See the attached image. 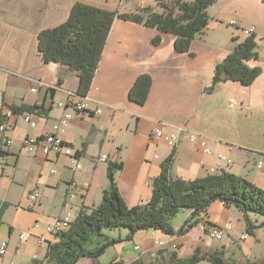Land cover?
Returning a JSON list of instances; mask_svg holds the SVG:
<instances>
[{
  "label": "crops",
  "instance_id": "1",
  "mask_svg": "<svg viewBox=\"0 0 264 264\" xmlns=\"http://www.w3.org/2000/svg\"><path fill=\"white\" fill-rule=\"evenodd\" d=\"M170 1L0 0V118L8 106L43 109L42 114L32 116L34 128L23 121V114L11 111L7 119L6 136L12 144L0 147V243L6 242L7 250L0 264H52L46 260L47 250L56 237L45 233V227L58 217H76L97 208L109 183V162L122 164L114 177L128 207L142 206L151 199L152 184L169 157L173 180L191 182L229 173L264 190V0H216L207 9V29L182 52L175 50L176 38L170 33L144 22L115 18L84 97L76 92L77 73L41 60L38 33L65 22L75 2L138 14L144 20L151 12L161 13L159 4ZM231 20L236 23L234 28L229 25ZM221 25L230 30H220ZM251 26L255 27L256 56L245 60V65L257 68L255 79L250 84L231 79L214 83L217 66L246 38L241 29ZM144 75L149 76L151 86L139 104L129 93L136 79ZM80 99L88 101L89 112L74 115L60 133L76 150L80 170L73 169L71 159L61 155L45 157L39 151L31 155L23 151L26 135L39 137L52 131L63 114L59 102ZM95 109H100V114H94ZM155 129L176 134L175 148L157 139ZM191 134L205 139L212 153L204 154L199 143L189 142ZM103 154L109 161L99 160ZM219 154L228 157L231 165L218 159ZM23 160L30 162V171L28 180L26 176L20 181ZM33 190L40 193L35 204L27 197ZM179 213L182 216L171 222L173 235L158 230L134 234L132 240L143 250L130 264H170L171 254L186 259L195 251L205 256L227 253L224 259L228 264H260L264 260L263 217L248 214L253 225L249 231L244 214L219 201L195 219H191L190 210ZM201 222L227 223L232 231L214 240L200 231ZM26 231L31 237L20 239ZM241 234L247 238L242 240ZM41 236L46 243H39ZM202 263L211 264L208 260Z\"/></svg>",
  "mask_w": 264,
  "mask_h": 264
},
{
  "label": "trees",
  "instance_id": "2",
  "mask_svg": "<svg viewBox=\"0 0 264 264\" xmlns=\"http://www.w3.org/2000/svg\"><path fill=\"white\" fill-rule=\"evenodd\" d=\"M214 2L216 0L192 2L172 0L168 4H159L161 13L151 12L144 20L138 14H120L75 2L65 22L38 33L37 50L43 63L58 64L77 73L79 84L76 92L79 97H84L91 87L115 18L144 22L148 27H156L160 32L170 33L176 38L175 50L182 52L187 51L196 35L207 29L209 21L207 9ZM256 47L254 37H246L224 62L217 66L213 82L231 79L242 84H250L258 70L247 68L245 60L256 56L254 53ZM150 86L149 76L138 77L129 93L130 99L142 104ZM6 108L18 115L30 113L34 116L43 112V109L37 106L21 105ZM2 119L1 117L0 121ZM171 167L172 157H169L152 184L151 199L142 206L128 207L122 201L114 177L115 172L122 168V164L109 162L106 168L109 183L100 204L89 213L84 211L78 213L70 226L65 228V232L55 236L56 241L48 245L46 260L52 264H75L82 258L98 257L106 247L115 243V240H107L105 231L115 229L128 230L127 240H132L137 232L147 230H158L166 235H173L171 222L180 211H192L191 219H195L196 216L205 214L210 204L215 201L240 210L245 216L249 231L253 225L247 220L248 214L258 215L264 219V190L244 178L222 173L184 182L171 178ZM189 222L190 220L185 222L184 228ZM261 226H264V220ZM96 239V242L101 239L103 243L89 250L87 246L93 244ZM204 260L210 261L211 264H228L220 252L205 256L200 255L198 251L186 259H180L173 253L170 255L169 263L198 264ZM132 264L155 263L136 261ZM260 264H264V260Z\"/></svg>",
  "mask_w": 264,
  "mask_h": 264
},
{
  "label": "built area",
  "instance_id": "3",
  "mask_svg": "<svg viewBox=\"0 0 264 264\" xmlns=\"http://www.w3.org/2000/svg\"><path fill=\"white\" fill-rule=\"evenodd\" d=\"M157 1H164V0H157ZM172 1V0H171ZM185 1V0H182ZM229 25L233 26V28L236 26V23L231 20L229 21ZM242 35L245 37H250L253 34H255V27H245L241 29ZM32 92H34V89H30ZM58 107L62 109V116L57 120L53 126H52V131L48 134L41 135L39 137H31V135H26L23 139L22 142V148L25 153L28 154H34L35 152L39 151L42 155L45 157H48L50 155H61L66 158H70L74 167L73 169L80 170L81 165L79 163V157L77 155L76 150L68 145L62 138L60 133H63L65 128L67 127L68 121H70L74 115H81L84 113L89 112V104L86 99H80L79 101H74L71 100L68 103H62L59 102ZM94 114H100L101 110L100 109H95ZM11 111L7 110L5 112V115L0 121V147L2 146H7L12 144V139L6 136L8 124H7V119L10 117ZM32 115L30 113H24L23 114V121L29 124L31 128L35 127V124L31 121ZM154 136L157 139H162L168 148L174 149L177 143L178 136L176 134H169V133H164L161 129H155L153 131ZM189 142L191 143H199L200 148L202 149V152L204 154H211L212 151L211 149L207 146V142L205 139L199 138L198 135L191 134L189 137ZM217 158L222 160L226 166L231 165V160H229L228 157L219 154L217 155ZM100 161H109V158L107 157L106 154H103L99 158ZM261 163L259 162L257 164V167L261 168ZM39 196L40 193L38 190H33L30 194H28V199L31 203L35 204L39 201ZM76 217H73L70 214L65 215L62 218H56L54 222L45 227V233L55 237L57 235H60L61 233L65 232V228L67 226H70V224L75 220ZM198 227L200 231L207 233L211 239L214 240H221L222 237L224 236L225 232H231L232 231V226L225 223L223 225H212L209 224L207 225L206 222H201L198 224ZM20 239L24 240L26 238H30L31 234L26 231L20 234ZM240 238L242 240L246 239L247 236L245 234H241ZM39 243H46L47 240L41 236L38 238ZM162 242H158V245H162ZM137 249V247H135ZM7 250V244L6 242H1L0 243V257L5 255Z\"/></svg>",
  "mask_w": 264,
  "mask_h": 264
},
{
  "label": "rangeland",
  "instance_id": "4",
  "mask_svg": "<svg viewBox=\"0 0 264 264\" xmlns=\"http://www.w3.org/2000/svg\"><path fill=\"white\" fill-rule=\"evenodd\" d=\"M219 29L222 31L230 30V28L226 25H221ZM29 165L30 162L28 160L22 161V165H21L22 169L18 173L20 176L19 177L20 181H25V178L30 171ZM33 171L36 172L38 170H33ZM27 180H28V176H27ZM176 216L175 217L178 218L179 216L182 215L179 213ZM104 234L105 236H107L108 241L115 240V243L110 244L108 247H106L105 250L98 256L97 260H90V258L86 257L79 259L75 264H130L131 260L137 259L139 255L142 253L143 248H141L140 243L136 242L135 240H127L128 230L115 229L114 231H105ZM96 241L97 239L94 241L93 244L88 245L87 248H89V250L94 249L96 246L98 247L100 246V244L103 243L101 239L99 240V242ZM234 245L235 244H233V246ZM135 247H137V249H135ZM255 251H257V249H254V252ZM226 255L224 256L222 254L223 259L224 257H227ZM253 259L254 258H252L251 260ZM120 260L122 262H120ZM202 262L203 261H201V263L199 262L198 264H210V263H202ZM155 264H163V263H155Z\"/></svg>",
  "mask_w": 264,
  "mask_h": 264
},
{
  "label": "bare ground",
  "instance_id": "5",
  "mask_svg": "<svg viewBox=\"0 0 264 264\" xmlns=\"http://www.w3.org/2000/svg\"><path fill=\"white\" fill-rule=\"evenodd\" d=\"M66 228H68V226Z\"/></svg>",
  "mask_w": 264,
  "mask_h": 264
}]
</instances>
